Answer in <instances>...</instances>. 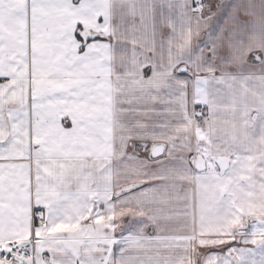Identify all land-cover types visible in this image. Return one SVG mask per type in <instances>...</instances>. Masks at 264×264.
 <instances>
[{
    "label": "snow or ice",
    "instance_id": "1",
    "mask_svg": "<svg viewBox=\"0 0 264 264\" xmlns=\"http://www.w3.org/2000/svg\"><path fill=\"white\" fill-rule=\"evenodd\" d=\"M0 264H264V0H0Z\"/></svg>",
    "mask_w": 264,
    "mask_h": 264
}]
</instances>
